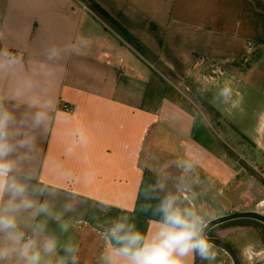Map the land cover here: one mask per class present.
I'll list each match as a JSON object with an SVG mask.
<instances>
[{
  "label": "crops",
  "instance_id": "0c3cea01",
  "mask_svg": "<svg viewBox=\"0 0 264 264\" xmlns=\"http://www.w3.org/2000/svg\"><path fill=\"white\" fill-rule=\"evenodd\" d=\"M93 1L148 49L146 57L84 0H0V53L21 60L15 76L0 75V90L31 76L35 91L51 98L62 114L59 122L53 118L34 133L35 146L19 173L31 176L30 189H44L43 195L34 193L38 199L63 214L60 222L48 220L47 234L61 244L60 223H67L88 251L112 264L114 258L107 254L116 245L107 229L115 220L126 217L144 235L153 225L134 209L153 165L157 137L186 144V160L193 164L199 163V154L213 156L212 145L200 143L204 124L182 90L196 98L199 87L216 75L212 68L222 76L220 68L245 64L249 52L264 50V0ZM52 46L60 49L55 60L47 55ZM26 110L20 105L17 115ZM79 133L86 143H79ZM161 155L168 162V154ZM201 192L190 191L194 196ZM29 223L26 215L20 217L26 238L33 235ZM5 243L0 236V246ZM0 264L23 261L13 253Z\"/></svg>",
  "mask_w": 264,
  "mask_h": 264
},
{
  "label": "rangeland",
  "instance_id": "374dc122",
  "mask_svg": "<svg viewBox=\"0 0 264 264\" xmlns=\"http://www.w3.org/2000/svg\"><path fill=\"white\" fill-rule=\"evenodd\" d=\"M249 56L251 60L240 64L239 68H220L224 72L222 76H217L218 68H212L216 75L212 73L209 77H212L211 81L215 80L199 87L196 98L182 90L188 102L197 108L204 124L205 138L200 143L206 148L212 145L209 149L213 150V156L205 152L201 156L199 154V163L186 170L185 162H189L185 153L187 145L171 137H157L152 149L153 168L146 172V188L155 202L159 203L160 198L169 193L174 194L182 206L194 208L209 222L241 208L239 205L244 192H252L255 196L248 211L264 214V189L261 187L264 186V50L249 52ZM232 74L236 76L235 80L231 78ZM225 82H230L234 89L233 98L228 103L218 97V89ZM233 102L236 107L232 106ZM245 138L253 141L254 146L245 147L248 141ZM190 147L194 149L192 143ZM161 151L168 154V162L162 160ZM202 172L208 173L205 179L200 178ZM246 175L252 178H244ZM163 178L168 182V188ZM198 188H201V194L191 195L190 191ZM199 197L204 200L200 201ZM229 199L231 201L226 203ZM157 225L153 222L148 235L155 231ZM61 233L62 241L58 244L56 255L43 257L42 264L49 259L56 264L60 258L71 264L70 255L64 251L69 242L78 248L77 264H109V261L106 263L88 251V246L80 242L72 229ZM212 233L229 238L239 250L243 264H264V227L250 222H232L214 229ZM213 249L216 253L214 261L201 260L194 254V264H226L225 257ZM185 260L186 264H191V257Z\"/></svg>",
  "mask_w": 264,
  "mask_h": 264
},
{
  "label": "clouds",
  "instance_id": "9594fccd",
  "mask_svg": "<svg viewBox=\"0 0 264 264\" xmlns=\"http://www.w3.org/2000/svg\"><path fill=\"white\" fill-rule=\"evenodd\" d=\"M50 60L60 56L55 46L47 50ZM21 60L18 56L4 51L0 53V75L15 76ZM43 67V66H41ZM234 89L225 82L218 89V97L225 103L232 100ZM9 101L16 107H10ZM20 105H26V111L17 115ZM233 107L236 103L233 102ZM53 118L59 122L62 114L55 111L51 98L35 91V81L31 76L13 80L6 91L0 90V236L6 242L0 246V262L16 253L23 264H42L45 256H52L57 249V238L47 234L48 220L62 221V213L56 212L48 200L41 201L34 193L43 195L44 189H30L31 176H21L19 165L28 158L34 148L39 129H46ZM79 143H86V137L79 133ZM185 169H191L193 163L185 162ZM161 187H163L161 185ZM66 205V210L70 209ZM159 215L158 225L151 234L144 235L127 222L126 217L115 220L107 229V236L114 242L110 247L112 264H186L185 258L193 254L201 260L214 261L215 250L207 232L210 222L194 208L182 206L174 194L160 198L153 210ZM31 221L27 226L32 236L26 238L20 226V217ZM42 218V219H38ZM67 223H60L61 231H68ZM64 251L70 255L71 264H77L78 248L69 242ZM46 264H52L49 259ZM56 264H66L64 258Z\"/></svg>",
  "mask_w": 264,
  "mask_h": 264
},
{
  "label": "trees",
  "instance_id": "16d2710c",
  "mask_svg": "<svg viewBox=\"0 0 264 264\" xmlns=\"http://www.w3.org/2000/svg\"><path fill=\"white\" fill-rule=\"evenodd\" d=\"M88 3L89 8L97 14L107 25L110 27L115 33L121 37V39L127 43L136 53H138L142 57H146L148 53V49L133 35H131L124 27H122L116 20L110 17L102 8H100L93 0H84ZM158 67L160 70L164 71L165 74L170 75L172 78H175L174 74L164 68L161 64ZM239 63L232 64V67H238ZM158 202L154 201V197L150 195L148 189L146 188V175L142 182V186L140 188V192L138 195V200L136 203V207L134 209V214L144 217L148 220L159 222L160 217L157 214H154V209L158 206ZM237 223V222H234ZM248 223V222H247ZM255 223L259 226L264 227L262 224L258 222H250Z\"/></svg>",
  "mask_w": 264,
  "mask_h": 264
},
{
  "label": "flooded vegetation",
  "instance_id": "af4514ba",
  "mask_svg": "<svg viewBox=\"0 0 264 264\" xmlns=\"http://www.w3.org/2000/svg\"><path fill=\"white\" fill-rule=\"evenodd\" d=\"M245 139H246V138H245ZM246 140H248V139H246ZM244 146H245V147H253V146H254V142L251 141V140H248V141L245 142ZM222 149H223V148H222ZM223 150H224V149H223ZM229 156H230V157H234V155H229ZM245 162H246V160H245ZM245 173L247 174L246 171H245ZM244 178H252V177H251V176L249 177V175H248V176L246 175V176H244ZM261 187H262V189H264V186H261ZM256 191L259 192V193L261 192L259 189H256ZM246 195H247V196H246ZM254 196H255V193L253 194L252 192H248L247 194H245V192H244L243 199L241 200V203H240V205H239V206H241V208L238 207V208L235 209V211H232V212L228 213L227 215L235 214V213H243V212H255V211H248V210H251V209H249V207L253 204ZM232 198H233V197H232ZM230 201H231V199L226 200V203H227V202H230ZM232 205H233V204H232ZM240 209H242V210H240ZM257 213H258V212H257ZM259 214H261V215L264 216V214H262V213H259ZM227 215H225V216H227ZM220 217H222V216H220ZM220 217H217V218H220ZM217 218H215V219H217ZM215 219H213V220H215ZM213 220H211V221H213ZM211 221H209V222H211ZM232 222H258V221H255V220H249V219H240V220L230 221V222H228V223H224V224L218 225V226H216V227L210 229V230L207 232V236H208L209 238H217V239L224 240L225 242H227L228 244H230V245L233 247V249L235 250V252H236V255H237V257H238L239 264H243V260H242L241 254H240L239 250L237 249V247L235 246V244H234L233 242H231V240H230L229 238H226V237H224V236H220V235H216V234H213V233H212V231H213L214 229L219 228V227H221V226H223V225H226V224L232 223ZM258 223H259V222H258ZM260 224H261V223H260ZM262 225H263V224H262ZM263 226H264V225H263ZM212 246H213V245H212ZM213 248H215L216 250H218V251H219V252L225 257V262H224V263H226V264H234L233 259H232V258H231L226 252H224L223 250L218 249V248H216V247H214V246H213Z\"/></svg>",
  "mask_w": 264,
  "mask_h": 264
},
{
  "label": "water",
  "instance_id": "95a60500",
  "mask_svg": "<svg viewBox=\"0 0 264 264\" xmlns=\"http://www.w3.org/2000/svg\"><path fill=\"white\" fill-rule=\"evenodd\" d=\"M240 219L255 220V221H258L259 223L264 225V216L263 215H261L257 212H243V213H235V214H230L227 216H222L220 218H217V219L211 221L209 224L208 231L210 229L218 226V225L228 223V222L234 221V220H240ZM209 240L214 247L221 249L224 252H226L233 259L234 264H239L236 252L230 244H228L224 240L217 239V238H209Z\"/></svg>",
  "mask_w": 264,
  "mask_h": 264
},
{
  "label": "built area",
  "instance_id": "2783aa9c",
  "mask_svg": "<svg viewBox=\"0 0 264 264\" xmlns=\"http://www.w3.org/2000/svg\"><path fill=\"white\" fill-rule=\"evenodd\" d=\"M248 47L251 49V48H253V45L252 44H248ZM65 111L71 112V110L69 108H67V107H65Z\"/></svg>",
  "mask_w": 264,
  "mask_h": 264
}]
</instances>
